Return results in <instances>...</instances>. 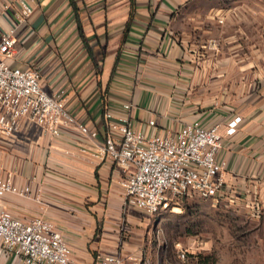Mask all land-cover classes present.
<instances>
[{"label": "crops", "instance_id": "1", "mask_svg": "<svg viewBox=\"0 0 264 264\" xmlns=\"http://www.w3.org/2000/svg\"><path fill=\"white\" fill-rule=\"evenodd\" d=\"M19 1L0 0V31L16 28L8 63L37 69L48 92L65 87L67 108L96 136L72 127L53 135L25 118L0 135V173L40 198L6 194L3 206L54 220L78 263L123 253L139 208L121 186L124 171L96 154L110 109L147 134L191 118L219 122L226 166L218 199L248 209L257 202L262 218L251 219L264 222V0H73L75 8L25 0L32 12L22 21ZM235 115L241 121L227 135ZM0 264L23 262L5 252Z\"/></svg>", "mask_w": 264, "mask_h": 264}, {"label": "built area", "instance_id": "2", "mask_svg": "<svg viewBox=\"0 0 264 264\" xmlns=\"http://www.w3.org/2000/svg\"><path fill=\"white\" fill-rule=\"evenodd\" d=\"M19 3L16 17L22 21L32 12V7L25 0ZM15 43V26L0 31V135H12L25 118L53 135L72 127L82 135L95 137L96 131L67 108L65 87L48 92L40 84L37 69L8 63ZM131 106L129 101L123 104L126 109ZM104 119L106 133L97 145L96 154L124 171L121 180L124 193L143 211L159 213L192 192L212 200L222 194L221 172L226 160L220 155L223 135L219 122L203 123L199 118H191L175 129L147 134L143 128L132 125L127 112L106 109ZM240 121L239 115L230 118L225 133L234 134ZM147 124L154 125L155 120L148 118ZM6 194L40 201L29 184L13 181L11 171L0 173V256L12 253L21 257L23 264H81L72 257L71 248L54 220L41 211L30 217L16 215L1 204ZM249 205L252 217L261 218L259 204ZM184 256L185 252L181 251L180 257ZM94 264L148 262L118 251L101 254Z\"/></svg>", "mask_w": 264, "mask_h": 264}, {"label": "rangeland", "instance_id": "3", "mask_svg": "<svg viewBox=\"0 0 264 264\" xmlns=\"http://www.w3.org/2000/svg\"><path fill=\"white\" fill-rule=\"evenodd\" d=\"M245 5L250 7V2ZM135 215L124 255L148 264H264V222L252 220L244 203L192 192L159 213L139 208Z\"/></svg>", "mask_w": 264, "mask_h": 264}, {"label": "trees", "instance_id": "4", "mask_svg": "<svg viewBox=\"0 0 264 264\" xmlns=\"http://www.w3.org/2000/svg\"><path fill=\"white\" fill-rule=\"evenodd\" d=\"M70 3L72 4V7L75 8V3H74V1H73V0H70ZM88 50H89V48H88Z\"/></svg>", "mask_w": 264, "mask_h": 264}]
</instances>
